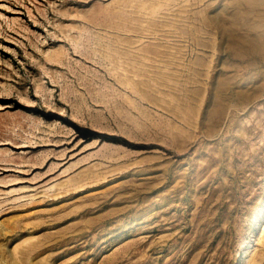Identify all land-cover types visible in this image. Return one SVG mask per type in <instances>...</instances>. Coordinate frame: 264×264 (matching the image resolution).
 <instances>
[{
	"label": "rangeland",
	"instance_id": "rangeland-1",
	"mask_svg": "<svg viewBox=\"0 0 264 264\" xmlns=\"http://www.w3.org/2000/svg\"><path fill=\"white\" fill-rule=\"evenodd\" d=\"M0 264H264V0H0Z\"/></svg>",
	"mask_w": 264,
	"mask_h": 264
}]
</instances>
